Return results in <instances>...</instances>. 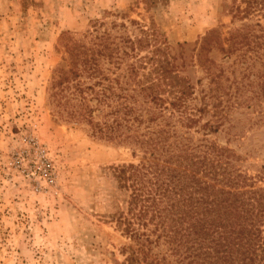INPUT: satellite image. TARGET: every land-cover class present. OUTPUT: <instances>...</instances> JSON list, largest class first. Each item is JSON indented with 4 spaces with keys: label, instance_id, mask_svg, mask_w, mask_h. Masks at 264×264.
I'll list each match as a JSON object with an SVG mask.
<instances>
[{
    "label": "rangeland",
    "instance_id": "obj_1",
    "mask_svg": "<svg viewBox=\"0 0 264 264\" xmlns=\"http://www.w3.org/2000/svg\"><path fill=\"white\" fill-rule=\"evenodd\" d=\"M229 6V0L152 7L142 0H0V264H124L130 241L119 222L130 191L116 168L137 164L142 154L129 141L67 121L48 102L54 70L66 59L64 33L81 37L96 21L100 30L123 23L119 31L130 37L154 29L172 53L181 50L179 74L193 86L186 113L197 121L186 128L174 117L171 127L194 155L208 146L222 152L243 181L239 190L264 187V55L252 56L263 49L238 44L226 56L220 38L249 31ZM212 31L216 38L211 34L204 51ZM168 115L163 111L149 128H165ZM157 250L163 254L165 246ZM168 254L164 262L175 264Z\"/></svg>",
    "mask_w": 264,
    "mask_h": 264
},
{
    "label": "trees",
    "instance_id": "obj_2",
    "mask_svg": "<svg viewBox=\"0 0 264 264\" xmlns=\"http://www.w3.org/2000/svg\"><path fill=\"white\" fill-rule=\"evenodd\" d=\"M142 1L152 7L166 0ZM229 1L232 19L249 31L220 38L221 49L229 57L233 46L258 44L262 52L252 56L259 60L264 0ZM96 25L81 37L64 33L66 59L54 70L48 102L67 121L85 123L107 140L130 142L142 154L137 164L116 168L130 191L119 222L130 241L124 264H167V252L175 264H264V187L239 190L243 181L222 152L208 146L194 155L171 127L174 117L186 128L197 121L186 113L193 86L179 74L181 50L172 53L154 29L140 28L142 35L130 37L119 31L123 23L102 30L103 22ZM211 34L216 38L215 31L204 38V51ZM147 48L149 54L138 55ZM165 110V128L151 130ZM142 124L145 132H139ZM160 245L163 254L155 251Z\"/></svg>",
    "mask_w": 264,
    "mask_h": 264
}]
</instances>
